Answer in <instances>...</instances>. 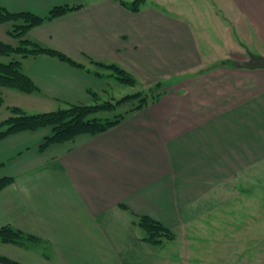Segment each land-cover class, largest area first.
I'll use <instances>...</instances> for the list:
<instances>
[{"label":"crops","instance_id":"1","mask_svg":"<svg viewBox=\"0 0 264 264\" xmlns=\"http://www.w3.org/2000/svg\"><path fill=\"white\" fill-rule=\"evenodd\" d=\"M147 1L133 12L116 0H0L10 12L37 15L81 5L28 38L90 68L89 58L119 65L144 92L163 87L155 102L132 109L98 136L44 151L50 129L0 141V179L13 178L0 192V228L11 225L48 242L0 243L1 255L22 264H150L141 252L148 242L136 234L137 216L177 228L185 224L184 209L233 202L240 192L229 184L251 179L253 164L264 161V70L236 68L225 49L219 58L202 59L189 26H175ZM204 1L229 21L221 24L231 32V47L259 48L264 56V0ZM235 33L245 36L237 41ZM20 60L38 90L0 89L7 113L90 105L88 91L106 97L113 89L114 82L48 55Z\"/></svg>","mask_w":264,"mask_h":264},{"label":"rangeland","instance_id":"2","mask_svg":"<svg viewBox=\"0 0 264 264\" xmlns=\"http://www.w3.org/2000/svg\"><path fill=\"white\" fill-rule=\"evenodd\" d=\"M126 1L133 2L135 0ZM147 2L146 7L153 8L156 12L170 17L174 20L175 26L185 24L189 26L192 37L196 39L202 59L219 58V55L223 53L220 49H225L226 53L229 52L237 63L244 61L245 58V60L251 59L250 56L248 57L249 52L253 54L254 58L264 57L260 54L259 48L257 50L255 47H249L250 50H246L236 44H234L235 47H231L227 40L231 36V32L226 29L225 25L221 24V21L225 20L228 26L230 23L222 11L217 9L219 6H216V10L220 12V17L216 15L212 8L214 4L212 5L210 1L148 0ZM217 3L223 5L220 2ZM0 28H2L0 31L1 41L18 45L19 42L14 41L15 39L9 34V31L13 29L12 23L5 24ZM239 34L242 38L245 36L243 33ZM239 34L235 33L237 41ZM243 40L246 41V46L250 45L251 42H248L246 38ZM17 58L21 59L20 57ZM12 60L13 57L0 55L1 62L8 63ZM236 66L238 67V65ZM160 81L164 84L175 82V80ZM108 91L109 96L103 98L105 100H117L126 95L143 91V88L141 85L130 88L114 82L113 89ZM148 101L150 104L152 98H148ZM138 105V100L125 102L115 112H99L95 116L101 119H115L116 116L123 115L125 118ZM65 107L68 106L62 108ZM7 108V106L2 107L0 112H5L7 116H10L11 113H7ZM44 110L27 113H46L47 111L44 112ZM7 118L4 116L2 119L0 116V122ZM262 139H264V135ZM229 186L240 192V196L235 198L233 202L195 204L184 209L183 215L186 219L183 221L185 224L172 229L176 235L175 240H165L161 245L143 244L141 252L149 254V263L264 264V161L253 164L251 179L240 178L239 176L236 178V182L230 183ZM136 234L141 239L146 236L145 232L139 228H137Z\"/></svg>","mask_w":264,"mask_h":264},{"label":"trees","instance_id":"3","mask_svg":"<svg viewBox=\"0 0 264 264\" xmlns=\"http://www.w3.org/2000/svg\"><path fill=\"white\" fill-rule=\"evenodd\" d=\"M127 9L138 12L146 0H135L128 2L126 0H116ZM81 5H63L53 8L47 15H37L31 12L13 13L4 7H0V24H13V29L9 31L11 37L19 43L14 46L0 40V55L4 57H13V60L5 63L0 61V89L11 88L19 90L26 94L34 93L38 90L33 80L28 77L22 67L20 58L48 55L62 62L68 63L79 69L85 70L92 75L103 80L117 82L126 87L137 85L136 77L126 69L116 64H106L95 61L91 58V67L76 62L63 52L46 48L34 40L28 38L29 32L44 24L60 18L70 12L80 9ZM237 64L235 63L234 66ZM162 84L151 88L148 92H137L126 95L121 99L105 100L101 94L88 91L92 99V104H69L68 107L52 112L28 114L19 107L10 108V116L0 122V141L10 135L21 132H35L43 129H50L51 134L45 137L40 146V150L64 143L74 142L81 136H98L118 126L124 119L123 115L116 116L115 119H101L95 116L101 112L117 111L125 102L138 100L139 105L134 110H140L149 104L148 98H152L151 103L155 102L162 93ZM4 103L0 92V106ZM13 183L12 177L0 179V192ZM144 232V241L161 245L165 240L172 241L176 239L175 233L163 223L153 219L150 216H137L135 222ZM0 243L13 244L21 247H34L38 245H48L47 241L41 238L16 229L11 225L0 228ZM45 256L49 257L47 252ZM0 264H22L16 260L0 254Z\"/></svg>","mask_w":264,"mask_h":264},{"label":"water","instance_id":"4","mask_svg":"<svg viewBox=\"0 0 264 264\" xmlns=\"http://www.w3.org/2000/svg\"><path fill=\"white\" fill-rule=\"evenodd\" d=\"M239 68L248 69V70H264V57L254 58L252 57L249 60L239 62Z\"/></svg>","mask_w":264,"mask_h":264}]
</instances>
